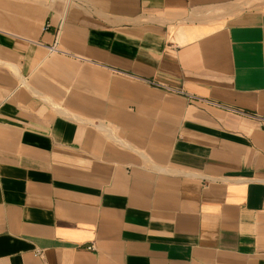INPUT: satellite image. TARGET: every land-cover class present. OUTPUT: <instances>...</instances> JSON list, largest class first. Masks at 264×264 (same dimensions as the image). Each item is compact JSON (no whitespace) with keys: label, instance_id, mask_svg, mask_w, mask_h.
<instances>
[{"label":"crops","instance_id":"1","mask_svg":"<svg viewBox=\"0 0 264 264\" xmlns=\"http://www.w3.org/2000/svg\"><path fill=\"white\" fill-rule=\"evenodd\" d=\"M0 264H264V0H0Z\"/></svg>","mask_w":264,"mask_h":264},{"label":"built area","instance_id":"2","mask_svg":"<svg viewBox=\"0 0 264 264\" xmlns=\"http://www.w3.org/2000/svg\"><path fill=\"white\" fill-rule=\"evenodd\" d=\"M51 50H56V49H55V46L52 47ZM190 98H191L192 100H193V99H194V100L196 99L195 97H190Z\"/></svg>","mask_w":264,"mask_h":264}]
</instances>
